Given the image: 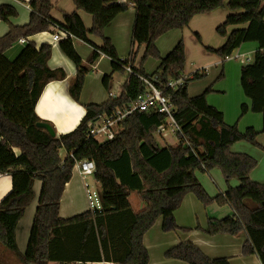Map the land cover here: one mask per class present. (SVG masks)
Masks as SVG:
<instances>
[{
	"label": "trees",
	"instance_id": "16d2710c",
	"mask_svg": "<svg viewBox=\"0 0 264 264\" xmlns=\"http://www.w3.org/2000/svg\"><path fill=\"white\" fill-rule=\"evenodd\" d=\"M78 10L93 18L87 30L76 13L64 14V24L51 17V0H30V20L14 26L10 19L17 16L11 5L0 6V21L9 25L7 34L0 37V174L12 179L11 192L0 202V245L11 252L22 264L113 263L149 264V253L143 238L159 219L165 233L188 231L180 227L174 217L183 198L193 194L204 207L212 204L230 205L233 216L220 220L209 219L205 230L208 236H235L244 232L247 240L242 246L244 257L256 256L264 264V185L250 179L257 161L231 151L238 142H247L261 150L259 133L252 128L241 133L237 126L225 124L223 115L207 103V89L197 97H190L188 86L205 74L195 73L176 89L164 90L175 107L174 118L180 127L179 145L160 148L155 133L165 116L158 112H136L122 124L113 140L98 142L88 137L87 124L103 113L110 114L116 107L134 103L145 91L140 77L151 79L158 75L156 84L164 89L168 79L178 80L185 69V44L179 41L173 50L161 57L156 46L163 35L187 27L196 15L210 13L226 6L232 14L217 28L227 36L226 43L217 50L207 48L220 58L230 56L245 43H257L254 62L241 70V87L251 100L253 113H264V0H74ZM131 6L148 9L145 51L139 67L124 84L118 98H110L102 105L88 104L77 127L66 134L51 136L39 128L41 120L35 107L45 86L65 79L63 70H51L48 61L52 46L39 49L29 42L14 61L4 57L5 51L20 39L62 28L73 37L92 46L86 63L77 54L72 38L60 40L62 52L76 66V76L69 85V95L80 103L85 77L100 55L111 59L113 72L124 73L129 62L119 59L111 41L105 37V27ZM247 25L227 35V27ZM103 40L93 45L88 36ZM198 40H200L197 35ZM149 58L160 62L159 69L148 75L144 65ZM223 75L219 77L221 79ZM111 76L103 78L110 90ZM249 108L241 107V116ZM55 130V129H54ZM15 149L19 150L16 154ZM203 149V151H201ZM66 154L62 157L61 152ZM95 162L94 180L100 185L102 209L88 210L69 219L59 218V208L65 186L72 178L77 162ZM219 169L228 182L237 179L238 187H230L222 196L210 197L196 178V172ZM42 188L35 213L27 250L21 254L16 242V227L34 199V183ZM136 191L145 208L136 213L128 197ZM201 230L200 226L196 227ZM170 260L186 264H229L227 259H211L193 243H180L164 253Z\"/></svg>",
	"mask_w": 264,
	"mask_h": 264
},
{
	"label": "crops",
	"instance_id": "0c3cea01",
	"mask_svg": "<svg viewBox=\"0 0 264 264\" xmlns=\"http://www.w3.org/2000/svg\"><path fill=\"white\" fill-rule=\"evenodd\" d=\"M29 2L30 0H0V6H13L17 11V16L10 19V23L14 26H23L29 22L32 13ZM51 3L53 5L51 17L58 23H65L64 14L76 13L85 28L92 29V16L78 10L74 0H51ZM230 14L232 12L223 6L210 13L196 15L184 29L174 30L160 37L156 46L161 57L164 58L179 41H183L186 64L182 78L190 79L195 73L205 74L203 79L189 84V96L197 97L211 88L212 92L206 98L208 105L223 115L225 124L236 125L241 133H245L249 128L257 131L259 133L257 142L264 148V113L259 114L251 111V100L244 94L240 80L242 68L254 62L255 53L259 49L258 44L245 43L224 59L207 50V48L220 49L226 43L227 36L219 35L217 28L226 21ZM147 23L148 9L142 6H131L126 12L115 17L104 29V35L113 44L119 59L128 61L134 67H139L146 48L143 41L147 36ZM246 27L247 25L228 26L226 32L227 35H230L234 30ZM8 30L9 25L0 21V37L7 34ZM54 33L55 29L22 39L24 42H21L20 39L5 51L4 57L9 62H14L30 41L34 42L38 49L44 44L52 46L48 67L51 70H63L65 79L52 81L45 86L35 107V113L41 120L51 123L56 134H66L73 131L84 117L86 113L84 106L88 104L102 105L110 98H118L124 84L129 80V74L126 71L124 73L113 72L111 59L100 55L92 65L91 72L85 77L80 103L75 102L69 95L68 89L76 76V66L60 49V41L52 40ZM88 38L97 47L103 45V40L99 37L89 34ZM72 42L77 54L86 63L93 50L92 46L75 37L72 38ZM159 66L158 60L149 58L144 65V71L151 76L159 69ZM221 75L223 77L219 79ZM105 76L112 77L109 84L110 90H107L103 85ZM243 105L247 106L249 111L241 116ZM155 138L160 148L177 146L180 143L178 136L170 130L155 134ZM231 151L237 154H246L257 161V166L251 172L250 179L264 185V151L244 141L235 143L231 147ZM15 152L18 154L19 150L15 149ZM61 155L66 157L63 151ZM195 175L198 182L212 198L223 196L230 187L235 188L240 184L237 179L227 182L219 169L207 172L198 171ZM95 183L96 189L100 192V185L96 181ZM41 188L42 183L36 181L34 183V199L16 227V242L21 254L27 250ZM11 190V176L0 174V202ZM128 201L136 213L145 208L144 202L141 201L139 193L136 191L130 192ZM88 210L83 181L74 168L72 178L66 184L61 198L59 218L69 219ZM233 215L234 211L228 204L222 206L212 204L204 207L193 194L186 195L180 208L175 211L174 217L180 227L189 230L165 233L162 230V219H159L143 238V244L149 253V264H186L164 257L167 250L186 242L193 243L211 259H227L229 264H261L256 256L244 257L242 255V246L247 240L244 232L235 236H208L202 231L207 228L209 219L220 220ZM197 226H200L201 230H197ZM0 264L22 263L0 245ZM48 264L60 263L49 262Z\"/></svg>",
	"mask_w": 264,
	"mask_h": 264
},
{
	"label": "built area",
	"instance_id": "2783aa9c",
	"mask_svg": "<svg viewBox=\"0 0 264 264\" xmlns=\"http://www.w3.org/2000/svg\"><path fill=\"white\" fill-rule=\"evenodd\" d=\"M73 38V36L62 28L55 27V33L52 36L54 42H58L64 38ZM24 42V40H20ZM124 62V60H122ZM124 70L130 75L134 74L131 64L124 66ZM145 85L144 93L138 99L122 108L116 107L110 114L103 113L95 120L87 124L88 137L98 142L113 140L115 136L121 131L123 122L136 112H158L165 116L164 122L157 128L155 134H161L166 131H171L176 136L180 133V127L175 121V107L170 101V98L165 96L164 90L176 89L183 84L184 79L181 77L178 80L168 79L164 89L159 88L156 84L159 82L158 75L152 76L151 79L140 77ZM75 169L83 181V187L88 202V209L91 212L100 211L102 209V202L100 192L95 186H92L88 178L93 177L96 171V165L93 160L86 159L77 162ZM73 264H90V263H73Z\"/></svg>",
	"mask_w": 264,
	"mask_h": 264
},
{
	"label": "water",
	"instance_id": "95a60500",
	"mask_svg": "<svg viewBox=\"0 0 264 264\" xmlns=\"http://www.w3.org/2000/svg\"><path fill=\"white\" fill-rule=\"evenodd\" d=\"M37 126L39 128H42V129L46 130L51 136H55L56 135L55 130L47 123L40 122V123L37 124Z\"/></svg>",
	"mask_w": 264,
	"mask_h": 264
},
{
	"label": "rangeland",
	"instance_id": "374dc122",
	"mask_svg": "<svg viewBox=\"0 0 264 264\" xmlns=\"http://www.w3.org/2000/svg\"><path fill=\"white\" fill-rule=\"evenodd\" d=\"M89 183L92 184V186H96L95 180L92 177H89Z\"/></svg>",
	"mask_w": 264,
	"mask_h": 264
}]
</instances>
